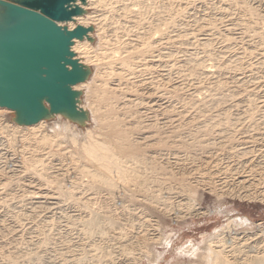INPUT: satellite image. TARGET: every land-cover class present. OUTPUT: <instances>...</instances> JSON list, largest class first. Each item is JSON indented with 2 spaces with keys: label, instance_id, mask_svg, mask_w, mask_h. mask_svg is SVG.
Masks as SVG:
<instances>
[{
  "label": "rangeland",
  "instance_id": "obj_1",
  "mask_svg": "<svg viewBox=\"0 0 264 264\" xmlns=\"http://www.w3.org/2000/svg\"><path fill=\"white\" fill-rule=\"evenodd\" d=\"M175 1L176 0H174V2ZM196 1L199 2L201 0H194V1L181 0V2L180 0H178L175 2L176 3L175 6L177 5L176 6L177 9L180 8V4L183 5L184 8L186 6L188 7L189 5L191 6L188 7L189 8L188 11H185L187 13L183 11L184 15L182 18L184 19L181 18L180 25L177 29H175V31L176 30L177 31L174 34L182 33L180 36L182 35L185 36L186 34L185 38H187L189 36H192L193 35L192 33H194V35L199 34L201 30H206L207 32L211 31V34L210 32L208 33L211 35L210 43L205 48L204 45L194 40L189 41L188 44L183 48L186 49V47L188 46L187 48L191 50L190 52H192L194 55L196 53V56L198 55L199 58H203L207 65H211V62H213L212 64H214V61L226 62V64L235 63V62L238 63L239 68L232 70V72L230 71L229 72L230 74L228 76H225L227 81L225 79L222 80L224 82L222 84H224L226 89H229L231 91L234 90L237 91L238 93H236L237 95L236 94L230 95L229 91L225 90L226 93L224 91L223 92L225 94L222 93V95L224 94L225 96L224 95L217 96L220 99L222 98L223 100L225 99L224 102L225 103L227 102L226 104L220 101L217 104L216 103L209 104L210 107L208 105L207 106L208 109L206 108L203 109L202 111L201 110L195 111L192 108L183 110V107L190 102L189 100L190 94L193 92V86L191 81L192 78H191L190 81H188L189 83L185 82L186 85L184 84L183 86L184 90L180 92L182 96L179 95L174 97L171 94L169 95V98H171L170 101L172 103V107L174 106L173 109L169 112V114L167 113L165 116L164 113L160 112L159 114L152 116L153 114L149 112H145L144 114L142 112L139 118L142 116L143 118H140L138 120L139 122L134 124L133 127L142 126L141 131H143L144 134L146 133L145 134L146 136L157 138L155 139L157 141L162 140L163 143V144L160 143L161 146L160 144H158L159 145L158 148L154 147V150L156 149L157 153L159 154V155L156 154L157 159L154 160V164H153L154 170L150 169L149 165H147V167H142L143 170H141L142 168L138 169L137 172L138 174L133 175L130 182H128L127 184L120 183L121 185L118 184L117 188H115L114 190H109L105 186L96 183L95 179L92 178L89 172L94 173V171L97 169L96 163L88 159L83 152V146L87 145V143L89 142L88 141L89 138L94 139L96 137L95 138L96 141L101 143H106L109 145L111 143V146H114V142L111 139L106 138L108 131L101 125L99 126V123L92 119V115H89L88 119L85 120L83 124L70 120L67 117L55 116L45 120L44 124L37 126L33 131L31 129H23L26 127H23L22 129H18L19 133L15 135L11 128V126L16 124L14 112L8 110V112L3 113L0 111V129H1L0 130L1 132L0 133V177H1L0 178V211H1L0 212V222H1L0 223V264H98V263L100 264H109V263L110 264H126V263L127 264H135V263L136 264L139 263L140 264H207V261L205 260L206 255L203 252L205 251L206 248V246H204V242L212 238L214 234L217 233L218 230L224 228V226H226L230 221H236V226L232 227L231 229L232 230L231 233L233 234L231 236L226 237L228 241L226 239L225 240L227 245L230 244L229 246H231V242H233L234 239L235 241L233 242V244L235 246L234 245L233 246L234 248L236 247L235 250L237 252H235L234 255L236 257H231L230 255L228 260H230V262L232 261L234 264H264V261L255 258L256 256L264 255V200H261L260 198L258 199L242 198L243 193L244 195L246 193L247 194L253 193L254 189H256L255 192L257 191L262 192L261 190H263L264 192V183H263L264 181V165H263L264 164V142H263L264 141L263 140L264 139V108L262 110V102L264 101V87H263L264 58L261 57L262 53H264V47H263L264 43H262L264 42L263 40L264 37H262V35L264 36L263 33L264 27H262L264 26L263 25L264 23H262L264 22V4L259 6L258 3L248 2L247 4L248 7L251 8V10L255 14L254 16L255 18H254L253 16H250V14H248L247 12L245 13V11L242 9L241 6H237V7L234 6V8L231 7L229 10H227L228 7L224 6L225 3L223 4L222 0L221 1L202 0V2L205 1L203 2L204 3L202 7L203 9L197 7L194 8V5L197 4ZM207 1L209 3H207ZM224 8L227 10V13L229 12L228 15L231 14L232 16L230 15L231 17L229 16L227 18L223 17L222 20V17L219 13H222V11L225 10ZM218 9L220 10L223 9V10L220 12V10L218 11ZM93 12L94 10L92 9L88 10L86 15L91 14ZM188 15H190L189 17L191 18H189ZM244 15L247 18L244 17ZM198 18L200 19L202 18L201 22L200 19ZM204 19L206 20V22L204 21ZM228 19L235 21L234 24L236 25V26L234 25L235 27L233 28L235 29H233V31H231L230 33L225 32V27L226 25H228L227 24ZM256 20L258 21V23ZM236 21L238 23L242 21L239 23L240 25L243 22L245 23H243L241 27L238 25ZM260 22L262 26H259ZM181 24L183 25L181 26ZM213 25H215L216 27ZM245 25L246 26L248 25L247 26L248 28H246ZM91 26H93L95 30V26L94 25ZM183 26L185 29L183 28ZM210 26L213 28V30L212 28H210ZM253 27L256 28L254 31L251 30L253 29ZM258 31L260 34L258 33ZM251 32L253 33V36ZM92 33L93 34L91 33L89 34V35H93V39H91L90 42L92 43L93 47H97L98 39L96 37V33L95 31ZM232 34L234 35L232 36ZM242 34H244V36ZM216 35L218 38H216ZM227 36L229 38H227ZM230 38L233 39L230 40ZM243 39L245 42L243 41ZM219 40L221 41L219 42ZM231 41L232 42L236 41V42L232 43ZM250 41L252 42V44ZM199 44L201 46H199ZM191 45L192 46L194 45L193 46L194 48ZM240 48L241 50H239ZM202 49H206V50H202ZM229 50L232 51L230 52ZM248 50L250 51L254 50V52L252 51L249 52ZM205 51L208 52L206 53ZM224 51L225 53H223ZM243 52L244 54H242ZM181 53L182 54L179 53L180 55L179 54L176 55V58L174 60L176 64V69L174 70L176 72V75L175 72L173 71L171 74V78L173 80L179 79L181 74L182 75L186 74V72H187L186 75L189 74V71H187L186 68L182 70L180 69L181 65L182 66L184 65L183 63H185L186 58L189 56V53L188 55L186 54V56L183 55L187 53L186 50H183V52ZM208 53L209 54L212 53L213 59L212 56H209V58L211 57L210 59L206 56L209 55ZM240 54L242 55V57ZM217 56H218V60L215 59L217 58ZM244 59H245V63H244ZM228 60H230V62ZM257 61H259L260 63ZM180 62H182V64ZM178 65L180 67H178ZM244 66L246 67V69ZM248 66L249 68H247ZM248 69L251 72L248 71ZM179 70L181 71V73ZM91 71H92L91 72L92 75L90 74L89 81L91 80L94 74V67L92 66H91ZM255 71L257 74L255 73ZM177 73L178 74L180 73L179 76ZM253 76H255L254 79H252ZM201 79H200L201 81L198 80V82H200V85L202 87L201 90L202 93L200 92L201 95H198L200 96L199 99L206 98L208 94L204 95V93L206 91L208 92L209 91L208 89L211 88V87L209 88V85L211 86L210 84L211 80H206L203 77ZM244 79H246L245 82ZM240 81L242 83H240ZM235 82L239 83L238 86ZM206 85H208V88ZM239 85H240V89H239ZM166 87L168 90H170L169 85H166L165 88ZM241 89L244 91H241ZM80 93H81L79 100L80 106L87 108V110L89 111L88 114H90L91 108L89 106H91V95L89 94L86 88H83L80 91ZM249 94H251V96ZM179 102H181V104ZM255 102L259 105L257 106ZM236 104L239 105L237 106ZM243 106H245V108ZM250 106L253 107L250 108ZM189 110L191 112H189ZM150 123L155 124L156 127L153 129L145 128ZM61 124H69L72 130L68 132L60 131V133L59 130L55 131L54 128L57 125H61ZM6 126H9V128L8 129L4 128ZM101 129L104 130L106 133L102 132ZM43 131L46 133H42ZM195 133L198 134L196 135ZM10 134L13 136V138ZM90 135L92 137H90ZM133 135L135 136V134ZM44 136L49 137V139L51 138L50 140L52 144L51 143L49 145L43 144L42 138ZM134 136H133V140L134 138H136ZM134 141H136V139ZM196 141H199V143ZM168 142L170 144H168ZM193 145L194 147H192ZM33 150L35 151V153ZM33 155L35 158L33 157ZM123 158L124 157H120L122 161L123 160L124 162L128 161L126 158L124 159ZM158 159H160V161ZM215 159L218 161H216ZM25 160L26 161L32 160L33 162H29V164L31 165L27 166ZM33 164L35 165L33 166ZM123 165L125 164L123 163ZM129 165L130 163H128V166ZM135 176H137L136 178L138 180L135 178ZM240 176H245V178L250 181L255 180L253 181L255 185L251 182L253 186L249 188L248 186L250 185L249 183H246L243 186L238 184V181H241L238 178ZM113 179L117 181V177H113ZM74 183L75 185H73ZM129 183L131 185H129ZM142 183L144 184L142 185ZM230 183H232L231 184L232 186L228 185ZM58 184L61 187H58L59 186ZM236 184H238L239 186H237ZM246 186L248 189L246 188ZM119 187L121 190L118 189ZM146 187L148 188V190L146 189ZM69 188H71L72 190ZM68 191L69 192L73 191V195L78 205L76 204L75 199L68 198L67 196ZM234 191L237 196L232 193ZM238 191L242 193L241 196H239L240 193H238ZM33 192L36 194V196L40 195L38 196L40 197V199H38L37 202L31 201L29 198L34 194ZM191 193L193 194V196ZM99 195L101 196L99 197ZM190 199H192L193 201ZM80 203L84 207L81 206ZM110 206L112 208H110ZM116 206L119 207L117 208ZM166 206L167 208L169 206V208L167 209ZM198 210L199 212H201V210L202 212L205 211L207 214L203 216H199L197 215ZM167 211L169 212L168 214ZM174 211L175 212L177 211L176 214H174L175 213ZM101 212L103 214L105 212L104 214L106 216L105 221H107V222L104 221V224L103 223L100 224L99 229L101 231H94L93 234L85 233L87 232L88 229V226L85 223L86 220L92 216H95L97 213L101 215L102 214ZM109 220L111 223L108 222ZM131 223H133L134 225H132ZM81 227L83 228V230ZM103 230H105V232ZM161 237L163 238L162 240H160ZM246 240L249 241L245 242ZM237 241L240 244L237 243ZM190 243H192L196 249L198 248V253L196 254L189 253L190 255L183 253V249L186 246L190 245ZM243 243L244 245L242 246ZM146 245L149 246L147 247ZM230 248H228V251H230V253L232 254L233 247L231 249ZM122 250L123 251L125 250L126 252H123ZM141 250L143 251V254ZM148 250L149 251L151 250L150 252L151 254L148 252ZM128 251L130 252L128 253ZM144 253H146L145 254L146 257L144 256ZM103 254L105 256L108 255V257H104ZM148 255L150 256L152 255L153 259H148L147 258ZM148 260L150 261L153 260V261L150 262Z\"/></svg>",
  "mask_w": 264,
  "mask_h": 264
},
{
  "label": "bare ground",
  "instance_id": "obj_2",
  "mask_svg": "<svg viewBox=\"0 0 264 264\" xmlns=\"http://www.w3.org/2000/svg\"><path fill=\"white\" fill-rule=\"evenodd\" d=\"M178 1V0H176ZM175 1V2H176ZM194 1V0H193ZM206 1V0H205ZM203 1V2H205ZM213 1V0H212ZM221 1V0H220ZM219 1V2H220ZM174 0H166V1H160V0H87V3L85 6H83V9L85 11V14L81 17L76 18L74 23H68L67 26L70 29H73L76 27V25H82L86 28L91 27L93 29L92 32L95 31L96 37L98 39V45L97 47H93L92 43L90 42L91 39H93V35H89V39H84L83 41H75L74 46H73V51L76 54L77 59L85 65L89 71L90 74L92 75L91 71V66L94 67V74L89 81L90 77L87 78V80L76 86L75 90L80 92L83 88H86L91 95V108L90 114H88L87 108L80 106V103H78V106L82 108L86 114H87V119L89 115H92V119L94 121H97L99 123V126L101 125L104 127L108 133H107V139H111L114 142V146H111L106 143H101L98 142L94 139L89 138V142L87 143L86 146H83V152L85 156L92 160V162L96 163L97 169L93 172H89L92 178L95 179L96 183L101 184L102 186H105L109 190H114L117 188L118 184H127L128 182L131 181V178L133 175H137L138 169L142 167H147L149 165L150 169H153V164L154 160L157 159L156 154L157 151L156 149L154 150V147H159L158 144H163L162 140L157 141L153 137L146 136L142 130V126H134V124L138 123L140 118H143L139 116L143 112H149L153 114L152 116H155L157 114L164 113L165 116L166 114L173 109L172 103L170 101L171 98H169V95L171 94L172 96H179L181 95L180 92H182L184 89V84L185 82L192 81V86H193V92L190 94V102L188 104H184L185 106L183 107V110L192 108L195 111L198 110H203V109H208L209 104H217L218 102L222 101L223 103L224 100L223 98L220 99L217 97L218 95H222V93H226V91H229L230 95H234L238 93L237 91H231L229 89H226L224 86V83L222 80L225 79V76H228L230 71L239 68L238 63H230L226 64V62H219V61H214L211 62V65H207L206 62L204 61L203 58H199L198 55L196 56L190 52L191 50L186 47L183 48L188 44L189 41L194 40L197 41L198 43H201L204 45V48L209 45L210 43V34L211 31H206V30H201L199 34L192 33V36H189L187 38L186 34L185 36H180V33L174 34L180 25V20L184 15L185 11H188V7L191 6L189 5L188 7L186 6L185 8L183 5L180 4V8L177 9V5L175 6ZM181 2V0H180ZM183 2V1H182ZM197 2V1H196ZM195 2V3H196ZM202 0L197 2V4L194 5V8H202L203 3ZM211 2V1H210ZM248 2H255L258 3L259 6L264 4V0H222V3L228 7L227 10H229L231 7L234 8V6H241L242 9L250 14V16H255L254 12L251 10V8L248 7ZM207 3H209L207 1ZM184 4V3H183ZM214 4V3H213ZM179 5V4H178ZM187 5V4H185ZM140 6V7H139ZM219 6V5H218ZM221 6V5H220ZM94 10L93 13L86 15L88 10ZM184 9V10H183ZM203 9V8H202ZM206 9V8H205ZM225 9V8H224ZM238 9V8H237ZM241 9V10H242ZM253 9V8H252ZM87 10V11H86ZM198 10V9H197ZM220 9H218L219 11ZM223 10V9H222ZM220 10V12L222 11ZM227 10H223L222 13H219L222 17L227 18L230 15H228ZM254 10V9H253ZM184 11V12H183ZM194 11V10H193ZM192 12V11H191ZM208 12V11H207ZM232 12V10H231ZM230 12V13H231ZM187 13V12H185ZM190 13V12H189ZM218 14V15H219ZM238 14V13H237ZM244 14V13H243ZM247 14V15H248ZM86 15V16H85ZM186 15V14H185ZM205 15V14H204ZM203 15V16H204ZM219 15V16H220ZM263 15V14H261ZM190 15H188L189 17ZM197 16V15H196ZM195 16V17H196ZM217 16V15H216ZM232 16V15H231ZM230 16V17H231ZM194 17V16H193ZM201 17V16H200ZM244 17H246L244 15ZM251 17V18H253ZM191 18V17H189ZM203 18V17H202ZM201 18V19H202ZM206 18V17H205ZM247 18V17H246ZM255 18V17H254ZM263 18V17H262ZM184 19V18H182ZM200 19V18H198ZM200 19V22H201ZM220 19V18H219ZM231 19V18H230ZM257 19V16H256ZM208 20V19H207ZM211 20V19H210ZM209 20V21H210ZM221 20V21H222ZM238 20V19H237ZM251 20V19H250ZM184 21V20H182ZM194 21V20H193ZM203 21V20H202ZM206 22V20L204 19ZM246 21V20H245ZM257 21V20H256ZM199 22V23H200ZM214 22V21H213ZM228 25L225 27V32L230 33L233 31V27L236 25L234 24L235 21L229 20L227 21ZM237 22V21H236ZM242 22V21H240ZM239 22V23H240ZM253 22V21H251ZM208 23V22H207ZM212 23V22H211ZM238 23V22H237ZM238 23L239 26L242 27V24L245 23L243 22L241 25ZM250 23V22H248ZM247 23V24H248ZM258 23V21H257ZM264 23V22H262ZM203 24V23H202ZM214 24V23H213ZM95 26L94 27L91 26ZM183 24H181L182 26ZM186 25V23H185ZM188 25V24H187ZM193 25V24H192ZM195 25V24H194ZM235 25V26H234ZM251 25V24H250ZM253 25V23H252ZM258 25V24H257ZM264 25V24H263ZM199 26V25H198ZM204 26V25H203ZM215 26V25H213ZM219 26V25H218ZM217 26V27H218ZM246 26V25H245ZM248 26V25H247ZM246 26V28H248ZM262 26L261 22L260 25ZM201 27V26H200ZM199 27V28H200ZM206 27V26H205ZM216 27V26H215ZM238 27V26H237ZM251 27V26H250ZM249 27V29H250ZM264 27V26H262ZM261 27V28H262ZM184 28V26H183ZM194 28V26H193ZM210 28H212L210 26ZM240 28V27H239ZM245 28V29H246ZM258 28V27H257ZM185 29V28H184ZM191 29V28H190ZM203 29V27H202ZM207 29V28H206ZM256 28L253 27L251 30H255ZM263 29V28H262ZM195 30V29H194ZM208 30V29H207ZM213 30V28H212ZM215 30V29H214ZM239 30V29H238ZM261 30V29H259ZM197 31V30H196ZM218 31V30H217ZM244 31V30H243ZM248 31V29H247ZM252 31V32H253ZM264 31V30H263ZM91 32V34H93ZM184 32V31H183ZM188 32V31H187ZM199 32V31H198ZM197 32V33H198ZM203 32V33H202ZM210 32V34H208ZM213 32V31H212ZM235 32V31H234ZM233 32V33H234ZM241 32V31H240ZM251 32V33H252ZM189 33V32H188ZM215 33V32H214ZM249 33V32H248ZM256 33V31H255ZM254 33V34H255ZM259 33V31H258ZM264 33V32H263ZM262 33V34H263ZM90 34V33H89ZM220 34V33H219ZM224 34V33H221ZM245 34V33H244ZM244 34H242L244 36ZM260 34V33H259ZM261 34V35H262ZM218 35V34H217ZM216 35V38H218ZM234 34H232L233 36ZM251 35V34H250ZM260 35V36H261ZM226 36V35H225ZM229 36V35H228ZM227 36V38H229ZM253 36V33H252ZM215 37V36H214ZM220 37V36H219ZM236 37V36H235ZM247 37V36H246ZM245 37V39H246ZM262 37H264L262 35ZM223 38V37H222ZM226 38V39H227ZM240 38V37H239ZM252 38V37H251ZM258 38V37H257ZM256 38V39H257ZM213 39V38H212ZM225 39V37H224ZM223 39V40H224ZM233 38H230V40ZM254 39V38H253ZM214 40V39H213ZM229 40V39H228ZM235 40V39H234ZM239 40V39H238ZM242 40V39H240ZM260 40V38H259ZM264 40V39H263ZM215 41V40H214ZM213 41V42H214ZM221 40H219L220 42ZM244 41V39H243ZM256 41V40H255ZM262 41V39H261ZM225 42V41H224ZM232 42V41H231ZM236 42V41H235ZM234 41L232 43H235ZM241 42V41H240ZM245 42V41H244ZM251 42V41H250ZM258 43V42H257ZM261 43V42H260ZM264 43V42H262ZM193 44V43H192ZM247 44V43H246ZM252 44V42H251ZM190 45V44H189ZM195 45V43H194ZM193 45V46H194ZM243 45V44H242ZM250 45V44H248ZM192 46V45H191ZM192 46V47H193ZM199 46H201L199 44ZM223 46V45H222ZM227 46V45H226ZM232 46V45H231ZM230 46V47H231ZM235 46V45H234ZM245 46V45H244ZM243 46V47H244ZM252 46V45H251ZM259 46V45H258ZM257 46V47H258ZM263 46V44H262ZM225 47V46H224ZM246 47V46H245ZM264 47V46H263ZM194 48V47H193ZM200 48V47H198ZM226 48V47H225ZM228 48V47H227ZM232 48V47H231ZM236 48V47H234ZM247 48V47H246ZM260 48V47H259ZM257 48V49H259ZM197 49V48H196ZM209 49V47H208ZM215 49V48H214ZM224 49V48H223ZM233 49V48H232ZM245 49V48H244ZM243 49V51H244ZM250 49V48H249ZM256 49V50H257ZM183 50H186L187 53L183 54L186 56V54L189 56L186 58L184 65H181V70L185 69L189 71V74H181L179 79L173 80L171 78L172 72L176 69V64H175V58L176 55L179 53L182 54ZM206 50V49H202ZM212 50V49H211ZM241 50V48L239 49ZM230 51V50H229ZM228 51V52H229ZM232 51V50H231ZM230 51V52H231ZM237 51V50H236ZM247 51V50H246ZM251 52L250 50H248ZM194 52V51H193ZM206 52V51H205ZM208 52V51H207ZM206 52V53H207ZM210 52V51H209ZM213 52V51H212ZM227 52V51H226ZM254 52V50L252 51ZM257 52V51H256ZM261 52V51H260ZM259 52V53H260ZM225 53V51L223 52ZM235 53V51H234ZM239 53V52H237ZM179 54V55H180ZM209 54V53H208ZM244 54V52L242 53ZM257 54V53H256ZM201 55V54H200ZM216 55V54H215ZM214 55V56H215ZM226 55V54H225ZM232 55V54H231ZM241 55V54H240ZM238 55V56H240ZM208 58L209 56L213 55L210 53L209 55H206ZM237 56V58H238ZM245 56V55H244ZM247 56V55H246ZM250 56V54H249ZM242 57V55H241ZM264 58V53H262V56ZM179 58V57H178ZM184 58V57H182ZM181 58V59H182ZM211 58V57H210ZM209 58V59H210ZM224 58V57H223ZM250 58V57H249ZM255 58V57H254ZM258 58V57H257ZM84 59V60H83ZM218 60L217 58H215ZM221 59V58H220ZM219 59V60H220ZM226 59V58H225ZM233 59V58H232ZM235 59V57H234ZM177 60V59H176ZM185 60V59H184ZM231 60V59H230ZM230 60H228L230 62ZM241 60V59H239ZM258 60V59H257ZM264 60V59H263ZM213 61V60H211ZM238 61V60H237ZM249 61V60H248ZM243 62V60H242ZM247 62V61H246ZM259 62V61H257ZM261 62V60H260ZM259 62V63H260ZM182 64V62H180ZM228 63V62H227ZM245 63V59H244ZM252 63V62H251ZM263 63V61H262ZM179 64V63H178ZM249 64V63H248ZM254 64V63H253ZM256 64V63H255ZM252 65V64H251ZM260 65V64H259ZM246 66V65H245ZM244 66V67H245ZM263 66V65H262ZM178 67H180L178 65ZM256 67V66H255ZM249 68V66L247 67ZM259 68V67H258ZM257 68V69H258ZM246 69V67H245ZM260 69V68H259ZM263 69V68H262ZM178 70V68H177ZM176 70V71H177ZM244 70V69H243ZM180 71V70H179ZM246 71V70H245ZM248 71H250L248 69ZM247 71V72H248ZM253 71V70H252ZM175 72V71H174ZM185 72V71H184ZM236 72V70H235ZM251 72V71H250ZM181 73V71H180ZM179 73V74H180ZM234 73V72H233ZM238 73V72H237ZM254 73V72H253ZM256 73V71H255ZM174 74V73H173ZM178 74V73H177ZM178 74V76H179ZM243 74V73H242ZM248 74V73H246ZM250 74V73H249ZM257 74V73H256ZM255 74V75H256ZM176 75V72H175ZM90 76V75H89ZM173 76V75H172ZM231 76V75H230ZM240 76V75H239ZM238 76V77H239ZM245 76V75H244ZM205 78L206 80H211L208 89L209 93L206 91L204 93L208 94L206 98L199 99L202 93V87L200 85V80L201 78ZM236 77V76H235ZM237 77V78H238ZM242 77V76H241ZM255 76H253L252 79H254ZM178 78V77H175ZM246 78V77H245ZM251 79V78H250ZM260 79V78H259ZM202 80V79H201ZM200 80V81H201ZM231 80V79H230ZM229 80V81H230ZM246 79H244L245 82ZM249 80V79H248ZM204 81V80H203ZM227 81V80H226ZM232 81V80H231ZM234 81V80H233ZM237 81V80H236ZM255 81V80H254ZM261 81V80H259ZM263 81V80H262ZM251 82V81H250ZM256 82V81H255ZM189 83V82H188ZM202 83V82H201ZM227 83V82H226ZM231 83V82H230ZM228 83V84H230ZM236 83V82H235ZM240 83H242L240 81ZM249 83V82H248ZM262 83V82H261ZM206 84V83H205ZM209 84V83H208ZM234 84V83H233ZM237 86L239 83H236ZM166 85L170 86V90L165 88ZM186 85V84H185ZM191 85V84H190ZM232 85V84H231ZM230 85V87H231ZM242 85V84H241ZM245 85V84H244ZM260 85V84H259ZM208 88V85H206ZM236 86V87H237ZM246 86V85H245ZM186 87V86H185ZM264 87V86H263ZM187 88V87H186ZM228 88V85H227ZM238 88V87H237ZM244 88V86H243ZM257 88V87H256ZM259 88V87H258ZM261 88V87H260ZM205 89V88H204ZM203 89V91H204ZM232 89V88H230ZM240 89V85H239ZM206 90V89H205ZM226 90V91H225ZM261 90V89H260ZM191 91V90H190ZM224 91V92H223ZM231 91V92H230ZM241 91H244L241 89ZM201 92V93H200ZM253 92V91H252ZM256 92V91H255ZM224 93V94H225ZM228 93V92H227ZM244 93V92H243ZM254 93V92H253ZM186 94V93H185ZM223 94V95H224ZM189 95V94H188ZM203 95V94H202ZM222 95V96H223ZM227 95V94H226ZM229 95V97H230ZM237 95V94H236ZM251 96V94H249ZM182 96V95H181ZM225 96V95H224ZM246 96V95H245ZM249 96V98H250ZM253 96V95H252ZM258 96V95H257ZM256 96V97H257ZM203 97V96H202ZM227 97V96H226ZM235 97V96H234ZM181 98V97H180ZM187 98V97H186ZM240 98V97H238ZM80 100V97H79ZM78 100V101H79ZM176 100V99H175ZM181 100V99H180ZM227 100V99H226ZM239 100V99H238ZM243 100V99H242ZM251 100V98H250ZM249 100V101H250ZM261 100V99H259ZM258 100V101H259ZM185 101V100H184ZM237 101V100H236ZM263 101V99H262ZM176 102V101H175ZM244 102V101H243ZM181 104V102H179ZM227 103V102H226ZM225 103V104H226ZM240 103V102H239ZM249 103V102H248ZM256 103V102H255ZM257 104V103H256ZM89 105V103H88ZM223 105V104H222ZM237 105V104H236ZM235 105V108H236ZM239 105V104H238ZM237 105V106H238ZM243 105V104H242ZM259 104H257L258 106ZM261 105V104H260ZM220 106V105H219ZM182 107V106H181ZM210 107V105H209ZM215 107V106H214ZM241 107V106H240ZM245 108V106H243ZM247 107V106H246ZM253 106H250V108ZM180 108V107H179ZM222 108V107H221ZM234 108V109H235ZM248 108V107H247ZM264 108V101L262 102V110ZM214 109V108H213ZM249 109V108H248ZM261 109V108H260ZM227 110V109H226ZM233 110V109H232ZM253 110V109H252ZM0 111L5 113L8 112V110L0 108ZM178 111V110H177ZM187 111V110H186ZM194 111V112H195ZM200 111V112H201ZM207 111V110H205ZM204 111V112H205ZM212 111V109H211ZM246 111V109H245ZM174 112V111H173ZM189 112H191L189 110ZM225 112V111H224ZM248 112V111H247ZM221 113V112H220ZM231 113V112H230ZM250 113V112H249ZM195 114V113H194ZM205 114V113H203ZM210 114V113H209ZM224 114V113H223ZM248 114V113H247ZM185 115V114H184ZM197 115V113H196ZM202 115V114H201ZM56 116H63V115H56ZM151 116V115H150ZM149 116V117H150ZM186 116V115H185ZM199 116V114H198ZM219 116V114H218ZM229 116V115H228ZM251 116V115H250ZM55 117V116H54ZM65 117V116H63ZM157 117V116H156ZM160 117V116H159ZM178 117V116H177ZM233 117V116H232ZM236 117V116H235ZM242 117V116H241ZM249 117V115H248ZM52 118V117H51ZM68 118V117H67ZM165 118V117H164ZM246 118V117H245ZM155 119V118H154ZM170 119V118H169ZM179 119V118H178ZM217 119V117H216ZM47 120V119H46ZM90 120V119H89ZM149 120V119H148ZM225 120V119H224ZM10 121V120H9ZM156 121V120H155ZM161 121V120H160ZM189 121V120H188ZM218 121V120H217ZM221 121V120H220ZM219 121V122H220ZM246 121V120H245ZM78 122V121H77ZM85 121H79L78 123L83 124ZM165 122V121H163ZM181 122V121H180ZM226 122V121H225ZM240 122V121H239ZM45 123V120L40 122L39 124L35 126H30L23 128L25 126H20V125H13L11 126L13 133L16 135L18 134V129H31L32 131L37 127ZM61 123V122H60ZM191 123V122H190ZM216 123V122H215ZM222 123V122H221ZM220 123V124H221ZM249 123V122H248ZM7 124V123H6ZM143 124V122H142ZM168 124V123H167ZM200 124V123H199ZM203 124V123H202ZM219 124V123H218ZM226 124V123H225ZM98 125V124H97ZM140 125V124H138ZM164 125V123H163ZM166 125V124H165ZM206 125V124H205ZM208 125V124H207ZM214 125V124H213ZM10 126V124H9ZM9 126H6L4 128H9ZM56 126V125H55ZM2 127V126H1ZM43 127V126H42ZM48 127V126H47ZM46 127V128H47ZM155 124H148L145 128L147 129H153L155 128ZM203 127V126H202ZM239 127V126H238ZM49 128V127H48ZM101 128V127H100ZM163 128V127H162ZM166 128V127H165ZM212 128V126H211ZM39 129V128H38ZM159 129V128H158ZM161 129V128H160ZM214 129V128H213ZM240 129V128H239ZM246 129V128H245ZM251 129V128H250ZM1 130V129H0ZM54 130L58 131H64L68 132L71 129L69 124H61L57 125ZM102 130V129H101ZM40 131V130H39ZM54 131V132H55ZM98 131V129H97ZM160 131V130H159ZM162 131V130H161ZM174 131V130H173ZM206 131V130H204ZM219 131V130H218ZM262 131V130H261ZM102 132H105L102 130ZM137 132V133H135ZM185 132V131H184ZM252 132V131H251ZM1 133V132H0ZM10 133V131H9ZM24 133V132H23ZM35 133V132H34ZM40 133V132H39ZM46 133V132H42ZM93 133V132H92ZM98 133V132H97ZM106 133V132H105ZM151 133V132H150ZM200 133V131H199ZM220 133V132H219ZM237 133V132H236ZM13 134V135H14ZM37 134V133H36ZM35 134V135H36ZM91 134V133H90ZM96 134V133H95ZM135 134V136L133 135ZM163 134V133H161ZM167 134V133H166ZM196 135L198 133H195ZM222 134V133H221ZM249 134V133H248ZM11 135V134H10ZM29 135V133H28ZM48 135V134H47ZM165 135V133H164ZM212 135V134H211ZM246 135V134H244ZM12 136V135H11ZM37 136V135H36ZM95 136V135H94ZM133 136L136 137V141L133 140ZM161 136V135H160ZM90 137H92L90 135ZM158 137V136H157ZM169 137V136H168ZM194 137V136H192ZM246 137V136H245ZM13 138V136H12ZM173 138V137H171ZM202 138V137H199ZM211 138V137H210ZM15 139V138H14ZM21 139V138H20ZM51 139V138H50ZM49 137L44 136L42 138V143L45 145H49L50 143L52 144L51 140ZM98 139V138H97ZM159 139V138H158ZM177 139V137H176ZM191 139V138H190ZM261 139V138H260ZM8 140V139H7ZM17 140V139H16ZM22 140V139H21ZM28 140V139H27ZM53 140V139H52ZM99 140V139H98ZM106 140V139H105ZM165 140V139H164ZM181 140V139H180ZM194 140V139H193ZM203 140V139H202ZM251 140V139H250ZM249 140V141H250ZM256 140V139H255ZM264 140V139H263ZM2 141V140H1ZM15 141V140H14ZM24 141V140H23ZM102 141V139H101ZM110 141V140H109ZM221 141V140H220ZM223 141V140H222ZM54 142V141H53ZM106 142V141H105ZM108 142V140H107ZM183 142V141H182ZM199 143V141H196ZM231 142V141H230ZM256 142V141H255ZM264 142V141H263ZM173 143V142H172ZM176 143V142H175ZM187 143V142H186ZM193 143V142H192ZM197 143V144H198ZM201 143V142H200ZM223 143V142H222ZM260 143V142H259ZM160 144V146H161ZM168 144H170L168 142ZM180 144V143H179ZM183 144V143H182ZM203 144V143H202ZM213 144V143H212ZM3 145V144H2ZM19 145V144H18ZM17 145V146H18ZM181 145V144H180ZM187 145V144H186ZM196 145V144H194ZM194 145L192 147H194ZM200 145V144H199ZM204 145V144H203ZM214 145V144H213ZM4 146V145H3ZM164 146V145H163ZM171 146V145H169ZM185 146V145H184ZM201 146V145H200ZM227 146V145H226ZM9 147V145H8ZM204 147V146H203ZM214 147V146H213ZM245 147V146H244ZM51 148V147H50ZM173 148V146H172ZM176 148V147H175ZM187 148V147H186ZM185 148V149H186ZM200 148V147H199ZM198 148V149H199ZM238 148V147H237ZM241 148V147H240ZM262 148V147H261ZM194 149V148H193ZM229 149V148H228ZM14 150V149H13ZM190 150V149H189ZM202 150V149H201ZM17 151V150H16ZM19 151V150H18ZM21 151V150H20ZM34 151V150H33ZM243 151V150H242ZM162 152V151H161ZM231 152V151H230ZM262 152V151H261ZM35 153V151H34ZM163 153V152H162ZM176 153V152H175ZM198 153V152H197ZM241 153V152H240ZM248 153V152H247ZM21 154V152H20ZM48 154V153H47ZM169 154V153H168ZM246 154V153H245ZM35 155V154H34ZM33 155V157H34ZM159 155V154H158ZM16 156V155H15ZM126 158L128 161L124 162L120 159V157ZM12 157V156H11ZM160 157V156H159ZM205 157V156H204ZM232 157V156H231ZM237 157V156H236ZM246 157V156H245ZM35 158V157H34ZM123 158V159H124ZM161 158V157H160ZM173 158V157H172ZM227 158V157H226ZM39 159V158H38ZM37 159V160H38ZM198 159V158H197ZM218 159V158H216ZM215 159V160H216ZM242 159V158H241ZM7 160V159H6ZM33 160V159H32ZM32 160H25V163L28 165L29 162H33ZM41 160V159H40ZM160 161V159H158ZM183 160V159H182ZM186 160V159H184ZM230 160V159H229ZM237 160V159H236ZM256 160V159H255ZM47 161V160H46ZM218 161V160H216ZM5 162V160H4ZM176 162V161H175ZM202 162V161H201ZM233 162V161H232ZM35 163V162H34ZM38 163V162H37ZM123 163L125 165H123ZM128 163L130 165L128 166ZM159 164V163H158ZM199 164V163H198ZM202 164V163H201ZM218 164V163H217ZM248 164V163H247ZM8 165V164H7ZM20 165V164H19ZM35 164H33L34 166ZM192 165V164H191ZM246 165V164H244ZM264 165V164H263ZM158 166V165H157ZM161 166V165H160ZM193 166V165H192ZM190 167V166H189ZM233 167V166H232ZM238 167V166H237ZM26 168V167H25ZM156 168V167H155ZM159 168V167H158ZM61 169V168H60ZM147 169V168H146ZM162 169V168H161ZM189 169V168H188ZM249 169V168H248ZM260 169V168H259ZM19 170V169H18ZM42 170V169H41ZM143 170V168L141 169ZM149 170V169H148ZM152 170V171H153ZM159 170V169H157ZM197 170V169H195ZM237 170V169H235ZM240 170V169H239ZM7 171V170H6ZM14 171V170H13ZM92 171V170H91ZM151 171V174H152ZM167 171V170H166ZM3 172V171H2ZM26 172V171H25ZM36 172V171H35ZM160 172V171H159ZM206 172V171H205ZM226 172V171H225ZM252 172V171H250ZM263 172V171H262ZM158 173V172H156ZM169 173V172H168ZM196 173V172H195ZM82 174V173H81ZM88 174V173H87ZM194 174V173H193ZM2 175V174H1ZM69 175V174H68ZM115 175V176H113ZM174 175V174H173ZM180 175V174H179ZM216 175V174H215ZM252 175V174H251ZM35 176V175H34ZM165 176V175H164ZM210 176V175H209ZM263 176V175H262ZM113 177H117V181L113 179ZM137 176H135L136 178ZM191 177V176H190ZM1 178V177H0ZM35 178V177H34ZM134 178V179H135ZM166 178V177H165ZM241 181H238V184L244 185L246 183H249L250 187L253 186V181L255 180H248L245 178V176H240L238 177ZM242 178V179H241ZM263 178V177H262ZM49 179V178H48ZM93 179V180H94ZM137 179V178H136ZM158 179V178H157ZM138 180V179H137ZM238 180V179H236ZM70 181V180H69ZM73 181V180H72ZM144 181V180H143ZM182 181V180H181ZM208 181V180H207ZM221 181V180H220ZM135 182V181H134ZM141 182V181H140ZM179 182V181H178ZM186 182V181H185ZM184 182V183H185ZM206 182V181H205ZM237 182V181H236ZM253 184H252V183ZM261 182V181H260ZM11 183V182H10ZM92 183V182H91ZM95 183V182H94ZM167 183V182H165ZM223 183V182H222ZM233 183V182H232ZM232 183L228 184L231 185ZM264 183V181H263ZM15 184V183H14ZM120 184V185H121ZM144 183H142L143 185ZM198 184V183H197ZM225 184V183H224ZM223 184V185H224ZM234 184V183H233ZM236 184L237 186H239ZM259 184V183H258ZM2 185V184H1ZM11 185V184H10ZM50 185V184H49ZM59 185V184H58ZM57 185V186H58ZM75 185V183L73 184ZM77 185V184H76ZM129 185H131L129 183ZM134 185V184H132ZM211 185V184H210ZM226 185V184H225ZM224 185V186H225ZM255 185V184H254ZM127 186V185H126ZM178 186V185H177ZM203 186V185H202ZM232 186V185H231ZM54 187V186H53ZM58 187H61L60 185ZM76 187V186H75ZM92 187V186H91ZM198 187V186H197ZM41 188V187H40ZM43 188V187H42ZM82 188V187H81ZM93 188V187H92ZM98 188V187H97ZM220 188V187H219ZM228 188V187H227ZM247 188V186H246ZM245 188V189H246ZM8 189V188H7ZM26 189V188H25ZM57 189V188H56ZM71 189V188H69ZM76 189V188H75ZM94 189V188H93ZM120 189V187L118 188ZM128 189V188H126ZM144 189V188H143ZM148 190V188L146 187ZM226 189V188H225ZM237 189V188H236ZM235 189V190H236ZM244 189V190H245ZM248 189V188H247ZM65 190V189H64ZM72 190V189H71ZM78 190V189H77ZM103 190V189H102ZM117 190V189H116ZM121 190V189H120ZM123 190V189H122ZM137 190V189H136ZM146 190V191H147ZM151 190V189H149ZM174 190V189H173ZM179 190V189H178ZM229 190V189H228ZM231 190V187H230ZM238 190V189H237ZM240 190V189H239ZM243 190V191H244ZM253 190V189H252ZM256 189H254L253 193H246L242 195L241 192L238 191L239 196L242 195V198H249V199H258L260 198L261 200H264V192L263 190L255 192ZM22 191V190H21ZM47 191V190H46ZM87 191V190H86ZM100 191V190H99ZM140 191V190H139ZM144 191V190H143ZM183 191V190H182ZM249 191V190H248ZM30 192V191H29ZM28 192V193H29ZM35 192V191H34ZM33 192V193H34ZM64 192V191H63ZM83 192V191H82ZM98 192V191H97ZM101 192V191H100ZM173 192V191H172ZM194 192V191H193ZM192 192V193H193ZM223 192V191H222ZM230 192V191H229ZM123 193V191H122ZM145 193V192H143ZM183 193V192H181ZM191 193V194H192ZM196 193V192H195ZM211 193V192H210ZM217 193V192H216ZM234 195H236L235 191L232 192ZM65 194V193H64ZM63 194V195H64ZM105 194V193H104ZM129 194V193H128ZM147 194V192H146ZM190 194V193H189ZM225 194V193H224ZM21 195V194H20ZM23 195V194H22ZM43 195V192H42ZM61 195V194H60ZM66 195V194H65ZM187 195V194H186ZM195 195V194H194ZM226 195V194H225ZM230 195V194H229ZM40 196V195H38ZM36 196L34 193L30 198L31 201L37 202L40 197ZM45 196V195H44ZM68 198H73L75 199L73 195V191L67 192ZM77 196V195H76ZM91 196V195H90ZM101 195H99L100 197ZM193 196V194H192ZM237 196V195H236ZM238 196V197H239ZM6 197V196H4ZM65 197V196H64ZM79 197V196H78ZM93 197V196H92ZM230 197V196H229ZM15 198V197H14ZM45 198V197H44ZM125 198V197H124ZM167 198V197H166ZM187 198V197H185ZM195 198V197H194ZM26 199V198H24ZM92 199V198H91ZM99 199V198H98ZM104 199V198H103ZM111 199V198H110ZM157 199V198H156ZM72 200V199H71ZM94 200V199H93ZM106 200V199H105ZM122 200V199H121ZM128 200V199H127ZM146 200V199H145ZM192 200V199H190ZM241 200V199H240ZM4 201V200H3ZM13 201V200H12ZM15 201V200H14ZM69 201V200H68ZM76 201V199H75ZM83 201V200H82ZM92 201V200H91ZM102 201V200H101ZM109 201V200H108ZM111 201V200H110ZM193 201V200H192ZM195 201V199H194ZM253 201V200H252ZM86 202V201H85ZM94 202V201H93ZM99 202V200H98ZM135 202V201H134ZM155 202V201H154ZM157 202V200H156ZM163 202V201H162ZM161 202V203H162ZM72 203V202H71ZM105 203V202H104ZM110 203V202H109ZM115 203V202H114ZM191 203V202H190ZM77 204V201H76ZM81 204V203H80ZM98 204V203H97ZM133 204V203H132ZM181 204V203H180ZM189 204V203H188ZM49 205V204H47ZM66 205V204H65ZM78 205V204H77ZM90 205V204H89ZM92 205V204H91ZM106 205V204H105ZM122 205V204H119ZM124 205V203H123ZM156 205V204H155ZM187 205V204H186ZM11 206V205H10ZM41 206V205H40ZM81 206H83L81 204ZM96 206V205H95ZM99 206V205H98ZM101 206V205H100ZM103 206V205H102ZM134 206V205H133ZM157 206V205H156ZM34 207V206H33ZM56 207V206H54ZM84 207V206H83ZM86 207V206H85ZM89 207V206H88ZM117 208L119 206H116ZM178 207V206H177ZM180 207V206H179ZM188 207V206H187ZM14 208V207H13ZM19 208V207H17ZM82 208V207H81ZM91 208V207H90ZM98 208V207H97ZM100 208V207H99ZM106 208V207H105ZM110 208H112L110 206ZM123 208V207H121ZM167 208V206H166ZM169 208V206H168ZM167 208V209H168ZM183 208V207H182ZM115 209V208H114ZM125 209V208H123ZM161 209V208H160ZM175 209V208H174ZM178 209V208H177ZM199 209V208H198ZM37 210V209H36ZM43 210V209H42ZM56 210V209H55ZM95 210V209H94ZM100 210V209H99ZM98 210V212H99ZM104 210V209H103ZM112 210V209H111ZM136 210V209H135ZM179 210V209H178ZM62 211V210H61ZM90 211V210H89ZM105 211V210H104ZM115 211V210H114ZM1 212V211H0ZM118 212V211H117ZM116 212V213H117ZM175 212V211H174ZM177 212V211H176ZM176 212L174 214H176ZM179 212V211H178ZM102 213V212H101ZM120 213V212H119ZM136 213V212H135ZM134 213V214H135ZM169 212L167 211V214ZM79 214V213H78ZM89 214V213H88ZM103 214V213H102ZM99 215L98 213L95 216H91L89 219L86 220V225L88 226L87 232L88 234H93L94 231H101L99 229L100 224H104L106 216L104 215ZM112 214V213H111ZM110 214V215H111ZM189 214V213H187ZM191 214V213H190ZM207 213L204 211L202 212H197V215L203 216L206 215ZM108 215V214H107ZM124 215V214H122ZM138 215V214H137ZM178 215V213H177ZM71 216V215H70ZM112 217V216H111ZM171 217V216H170ZM179 217V216H178ZM181 217V216H180ZM118 218V217H117ZM132 218V217H131ZM79 219V218H78ZM110 219V218H109ZM129 219V218H128ZM179 219V218H178ZM177 219V220H178ZM152 220V219H151ZM53 221V220H52ZM112 221V220H111ZM117 221V220H116ZM128 221V220H127ZM84 222V221H83ZM107 222V221H105ZM109 223L110 220L108 221ZM114 222V221H113ZM119 222V221H118ZM123 222V221H122ZM229 222V221H228ZM1 223V222H0ZM51 223V222H50ZM134 223V222H133ZM131 223L132 225H134ZM246 223V222H245ZM115 224V223H114ZM119 224V223H118ZM153 224V223H152ZM151 225V224H150ZM238 225V224H237ZM108 226V225H107ZM110 226V225H109ZM113 226V225H112ZM236 226V221H230L224 228L220 229L217 231L216 234L209 240L204 242V246H206L205 251V260L207 261V264H234L232 261L230 262L229 257H236L235 252H237L234 248L233 242L235 241L233 239V242H231V246L227 245L226 243V237L231 236L233 233L232 232V227ZM102 227V226H101ZM111 227V226H110ZM123 227V226H122ZM136 227V226H135ZM150 227V226H149ZM82 228V227H81ZM160 228V227H159ZM86 229V228H85ZM122 229V228H121ZM131 229V228H130ZM149 229V228H147ZM83 230V228H82ZM108 230V229H107ZM123 230V229H122ZM128 230V229H127ZM146 230V229H145ZM244 230V229H243ZM85 231V230H84ZM83 231V232H84ZM105 232V230H103ZM159 231V230H158ZM263 231V230H262ZM103 232V233H104ZM261 232V231H260ZM99 233V232H98ZM132 233V232H131ZM150 233V232H148ZM100 234V233H99ZM102 234V233H101ZM107 234V233H106ZM86 235V234H85ZM108 235V234H107ZM124 235V234H123ZM246 235V234H245ZM263 235V234H262ZM87 236V235H86ZM92 236V235H91ZM103 236V235H102ZM131 236V235H130ZM239 236V235H238ZM249 236V235H248ZM97 237V235H96ZM139 237V236H138ZM148 237V236H146ZM87 238V237H85ZM115 238V237H114ZM125 238V237H124ZM137 238V237H136ZM143 238V237H142ZM150 238V237H149ZM148 238V239H149ZM237 238V237H236ZM152 239V238H151ZM163 238L161 237L160 240ZM226 239V240H225ZM229 239V238H228ZM248 239V238H246ZM100 240V239H99ZM127 240V239H126ZM133 240V239H132ZM145 240V239H144ZM159 240V241H160ZM238 240V239H237ZM134 241V240H133ZM170 241V240H169ZM228 241V240H227ZM232 241V240H231ZM243 241V240H242ZM249 240H246L245 242H248ZM251 241V240H250ZM153 242V241H152ZM168 242V241H166ZM241 242V241H240ZM98 243V242H97ZM136 243V242H135ZM148 243V242H145ZM230 243V241H229ZM237 243H239L237 241ZM242 243V242H241ZM143 244V243H142ZM168 244V243H167ZM240 244V243H239ZM128 245V244H127ZM134 245V244H132ZM141 245V244H140ZM172 245V244H171ZM227 245V246H226ZM234 245V246H233ZM244 243L242 244V246ZM147 246V245H146ZM145 246V247H146ZM149 246V245H148ZM147 246V247H148ZM229 246V247H228ZM240 246V245H239ZM124 247V246H123ZM142 247V246H140ZM144 247V246H143ZM232 248V254L230 251H228V248ZM128 248V247H127ZM230 248V249H231ZM2 249V248H1ZM121 249V248H119ZM229 249V250H230ZM139 250V249H138ZM145 250V249H143ZM110 251V250H109ZM123 251V250H122ZM133 251V250H132ZM142 251V250H141ZM257 251V250H256ZM123 252H126L125 250ZM130 251H128L129 253ZM148 252L150 253L151 250ZM147 252V253H148ZM248 252V251H247ZM113 253V252H112ZM115 253V252H114ZM132 253V252H131ZM183 253L189 254H196L198 253V248L196 249L195 246L190 243V245L186 246L183 249ZM66 254V253H65ZM105 254V253H104ZM103 254V255H104ZM126 254V253H125ZM143 254V251H142ZM146 253H144L145 256ZM151 254V253H150ZM12 255V254H10ZM107 255V254H106ZM115 255V254H114ZM129 255V254H128ZM126 255V256H128ZM133 255V254H132ZM190 255V254H189ZM4 256V255H3ZM76 256V255H75ZM98 256V255H97ZM140 256V255H139ZM254 256V255H253ZM78 257V256H77ZM104 257H108L104 255ZM124 257V256H123ZM130 257V256H129ZM146 257V256H145ZM255 257V256H254ZM83 258V257H82ZM97 258V257H96ZM120 258V257H119ZM148 259H153V256L148 255ZM258 260L264 261V255L262 256H256L255 257ZM118 259V258H117ZM132 259V258H131ZM140 259V258H139ZM142 259V258H141ZM113 260V259H112ZM130 260V259H129ZM143 260V259H142ZM134 261V260H133ZM138 261V260H137ZM150 261V260H148ZM153 261V260H151ZM150 261V262H151ZM236 261V260H235ZM260 261V262H261ZM107 262V261H106ZM113 263V262H112ZM133 263V262H132ZM135 263V262H134ZM139 263V262H137ZM248 263V262H247ZM100 264V263H98ZM110 264V263H109ZM127 264V263H126ZM136 264V263H135ZM140 264V263H139Z\"/></svg>",
  "mask_w": 264,
  "mask_h": 264
},
{
  "label": "water",
  "instance_id": "obj_3",
  "mask_svg": "<svg viewBox=\"0 0 264 264\" xmlns=\"http://www.w3.org/2000/svg\"><path fill=\"white\" fill-rule=\"evenodd\" d=\"M87 0H0V108L30 127L63 115L87 120L75 87L90 75L73 51L91 27L67 24L85 14Z\"/></svg>",
  "mask_w": 264,
  "mask_h": 264
}]
</instances>
